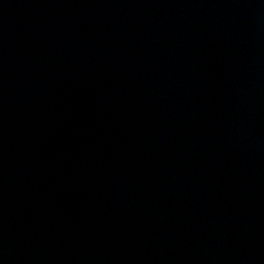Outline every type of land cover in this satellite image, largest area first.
Instances as JSON below:
<instances>
[{
  "label": "water",
  "instance_id": "1",
  "mask_svg": "<svg viewBox=\"0 0 264 264\" xmlns=\"http://www.w3.org/2000/svg\"><path fill=\"white\" fill-rule=\"evenodd\" d=\"M0 264H264V0H0Z\"/></svg>",
  "mask_w": 264,
  "mask_h": 264
}]
</instances>
